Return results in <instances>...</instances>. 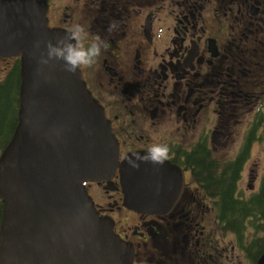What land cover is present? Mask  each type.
I'll return each instance as SVG.
<instances>
[{
	"label": "flooded vegetation",
	"instance_id": "obj_1",
	"mask_svg": "<svg viewBox=\"0 0 264 264\" xmlns=\"http://www.w3.org/2000/svg\"><path fill=\"white\" fill-rule=\"evenodd\" d=\"M46 1L50 26L80 24L85 46L106 45L80 70L119 162L169 148L154 168L158 194L175 198L154 210L126 204L133 167L83 181L125 264H256L261 214L226 210L264 190V0Z\"/></svg>",
	"mask_w": 264,
	"mask_h": 264
},
{
	"label": "water",
	"instance_id": "obj_2",
	"mask_svg": "<svg viewBox=\"0 0 264 264\" xmlns=\"http://www.w3.org/2000/svg\"><path fill=\"white\" fill-rule=\"evenodd\" d=\"M46 12V0H0V56L21 63L18 123L0 152V264H125L123 243L83 181L130 166L128 206L154 210L175 197L158 194L160 167L136 158L145 153L119 162L118 140L80 69L40 63L47 42L67 33L50 26Z\"/></svg>",
	"mask_w": 264,
	"mask_h": 264
},
{
	"label": "trees",
	"instance_id": "obj_3",
	"mask_svg": "<svg viewBox=\"0 0 264 264\" xmlns=\"http://www.w3.org/2000/svg\"><path fill=\"white\" fill-rule=\"evenodd\" d=\"M21 63L18 56H0V152L9 142L18 123L20 102ZM231 203L232 198H226ZM243 206L240 210L231 208L226 210L230 216L261 214L264 220V190L260 194L248 199H240ZM252 207V208H250ZM3 201L0 197V221Z\"/></svg>",
	"mask_w": 264,
	"mask_h": 264
},
{
	"label": "clouds",
	"instance_id": "obj_4",
	"mask_svg": "<svg viewBox=\"0 0 264 264\" xmlns=\"http://www.w3.org/2000/svg\"><path fill=\"white\" fill-rule=\"evenodd\" d=\"M87 35L84 26L73 25L67 30L64 37L57 40V45H53L50 41L47 42V58L42 55L40 63L47 65L52 59L63 61L62 69L73 75L82 67L92 66L101 55L102 47H106V45L97 35L88 46H85L84 40ZM168 153L169 148L166 145H155L147 155L140 156L137 154L136 158L146 162L163 164L168 159Z\"/></svg>",
	"mask_w": 264,
	"mask_h": 264
}]
</instances>
